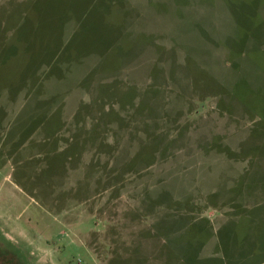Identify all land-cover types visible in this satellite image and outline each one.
I'll list each match as a JSON object with an SVG mask.
<instances>
[{
    "label": "rangeland",
    "instance_id": "obj_1",
    "mask_svg": "<svg viewBox=\"0 0 264 264\" xmlns=\"http://www.w3.org/2000/svg\"><path fill=\"white\" fill-rule=\"evenodd\" d=\"M256 113L264 0H0V264H132L140 225L244 254Z\"/></svg>",
    "mask_w": 264,
    "mask_h": 264
},
{
    "label": "crops",
    "instance_id": "obj_2",
    "mask_svg": "<svg viewBox=\"0 0 264 264\" xmlns=\"http://www.w3.org/2000/svg\"><path fill=\"white\" fill-rule=\"evenodd\" d=\"M248 122V193L250 200L252 199L250 206L255 209L248 210L250 226L246 236L239 239L223 238L219 240L220 244L230 241L229 245H246L250 249L242 255L226 254L227 256H222V264H264V251L260 253L261 249L256 248L258 245L264 247V238L251 237V230H253L251 228L257 226L258 219H264V209H256L260 205L257 202L253 203L255 198L263 199L264 203V117L257 113L252 114ZM237 146H234V151H238ZM233 165H236V169H238L236 158ZM162 228L159 227V230ZM143 229L146 228L140 225L132 236L122 237L119 248L112 251L110 256L113 257L117 253L124 260H131L132 264H206L208 255L216 253L209 246L213 248L218 239L212 241V238H188L174 233L165 236L160 232L158 238L141 237L140 231ZM141 260H145V262L142 261V263Z\"/></svg>",
    "mask_w": 264,
    "mask_h": 264
}]
</instances>
